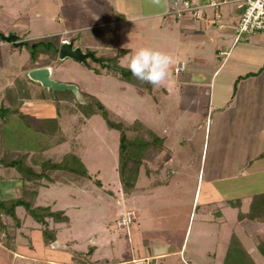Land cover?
<instances>
[{"label": "rangeland", "instance_id": "374dc122", "mask_svg": "<svg viewBox=\"0 0 264 264\" xmlns=\"http://www.w3.org/2000/svg\"><path fill=\"white\" fill-rule=\"evenodd\" d=\"M187 1L200 5L207 0ZM100 3L102 0H0V105L8 109L18 108L38 129L61 131L67 137L64 143L43 151L44 160L58 161L60 155L75 144L73 149L79 152L87 172V176H80L61 169L45 171L36 182L35 204L62 210L68 223L54 224V242L43 245L39 226L30 217L23 218L21 209H17L21 224L30 223L32 228L22 226L23 234L19 233L15 253L0 247V262L90 264V260L93 264H102L105 260L107 264H133L132 259L159 252H176L165 259L149 258V262L217 264L218 259L223 261L225 244L228 245L231 234L242 245L241 237L249 242L250 234L258 232L259 222L264 224V173L259 184L248 186L241 172L247 158L264 148L263 109L259 134L258 120L252 121L254 112H244L245 118L239 109L226 116L216 109L206 112L201 106L207 104V89L181 85L180 74L177 77L171 69L164 86H151L144 91L106 75L107 67L90 59L81 64L69 58L59 60L55 53L47 55L44 42L57 45L60 41L71 40L73 46L92 52L98 59L126 65V57L132 52L149 46L170 53L176 61H186L189 72L184 78L192 74L191 81L194 82L207 77L208 67L193 62L192 54L187 53H193V44L199 43L205 55L212 56L216 51V39L207 40L203 45V38L209 37L210 30L204 31L203 25L198 28L199 22L192 15L185 13L179 18L174 13H168L164 18L149 15L109 25L106 22L114 18ZM228 7L227 3L217 9L207 7L203 13L206 17L212 16L213 12L222 16ZM157 8L160 7L148 3L145 14ZM162 26H174L177 30L179 27L193 28L184 38L190 49L183 48L180 38L169 41L161 36L159 27ZM66 28L70 30L66 31ZM194 30L196 32H192ZM198 30L204 32L198 33ZM220 31L223 30L213 28L214 37ZM257 33L260 32L250 35ZM11 35L23 38L22 44L13 45L3 39ZM38 41L42 42L31 48ZM231 42L232 37L225 40L226 48ZM119 47L130 49L122 60L116 57ZM31 51L35 62L51 65V79L74 84L80 96L96 98L127 123L139 120L161 140L160 165L156 168L149 164L151 171L146 174L144 166H139L134 192L125 194L120 189L116 172L117 131L108 128L99 114L86 118L77 107L74 108L76 115L68 114L61 103L57 108L48 91L27 78V71L35 66ZM217 79L220 74L215 83ZM54 92L57 98L64 96L62 100L67 103L66 108L68 104L76 106L74 100L69 99L70 91ZM17 100H21L20 105ZM79 117L83 120L80 124ZM22 131L24 129L19 126L7 127L3 130V139L30 149L31 146L22 144L24 137L19 135ZM249 138L253 144L249 143ZM3 172L4 167L0 165V175ZM166 180L168 185L164 187ZM157 181L163 183L154 185ZM26 186L30 187V184ZM6 187L0 181V198L20 194V189ZM247 190L253 193L250 200L255 195L252 205L245 209L247 203L244 199L239 209L242 194ZM238 209L243 211H239L241 219H237ZM127 214H130V222L121 223ZM204 217L208 221L203 220ZM213 227L218 228L215 241L209 237V228L212 230ZM253 242L249 261L264 264L261 252L264 242L257 238L252 239ZM90 248V255H79ZM180 249L181 253H178ZM208 251L211 254L216 252L215 256L206 254Z\"/></svg>", "mask_w": 264, "mask_h": 264}, {"label": "trees", "instance_id": "16d2710c", "mask_svg": "<svg viewBox=\"0 0 264 264\" xmlns=\"http://www.w3.org/2000/svg\"><path fill=\"white\" fill-rule=\"evenodd\" d=\"M3 39L7 40V42L12 41L11 44L13 45L22 44L16 42L18 40L16 36L13 40L10 38ZM41 42L42 41L33 43L31 48H34L36 44ZM44 43L43 45L47 47V55H52V53L56 54L57 45L51 44L50 42ZM122 52L123 50H118L116 57L119 58ZM32 55H34L33 51H31V58L32 61L36 60ZM104 62H107V65H104ZM98 63L100 66L107 67L105 71L106 75L117 77L119 80L134 87L147 91L152 86L151 84L137 80L126 67L116 63L112 64L109 62V59L102 60L99 58ZM47 94L52 96L57 108L60 106L59 101L65 99L64 96L57 98L55 92L51 94L48 91ZM69 94V99L74 100L76 106L71 107V104H68L66 108L65 103L62 104L68 114L76 115L77 110H74L76 107L86 118L93 114H99L108 128L117 131L119 154L116 172L120 189L125 194L134 192L136 189L139 166H144V173L146 174L151 171L149 164L155 165L154 167L156 168L160 165L158 155L162 151L161 140L152 134V132L139 120L135 119L127 123L122 118L111 113L96 98L82 95L81 98L83 102H78L71 92H69ZM16 103L20 105L21 100H17ZM82 122L83 120L79 117L78 123L80 124ZM14 126H19L24 129L25 132L22 131L23 133L21 132L19 135L24 137L22 144L31 146V150L29 148L25 149V147L17 146V142V144H14L4 141L3 130H6L7 127ZM34 127L35 126L30 124L28 116L19 112L18 108L8 109L6 106L3 107L2 104L0 105V143H2L0 144V165L4 167V172L3 175H0V180L16 178L22 183L19 195L11 198H0V234H2V236H0V242L5 248L11 250L14 248L11 242L14 238L13 231L21 225V219L18 217L17 209H21L23 218L28 216L39 226L43 245H49L54 242L56 232L54 224L68 223L67 216L62 210H52L49 206L35 204L37 193L36 182L45 175L44 173L46 170L61 169L75 175L87 176L86 169L80 160L79 152L73 149L75 144L70 147L71 149L69 148L68 151L61 154L58 161H52L49 158L44 160L41 153L64 143L67 137L62 134L61 131L49 132L42 128L38 129L39 127ZM19 135L18 137H20ZM123 151L125 155L122 153ZM29 184L30 187H27L26 185ZM97 184L99 183L97 182ZM154 185H158V183L155 182ZM254 197L255 195L251 198L248 208L251 207ZM238 218H242V214L239 213V211H237V219ZM256 220L259 221L260 219L258 218ZM261 248V252L264 253V247ZM91 252L92 249L90 248L85 254L79 255L86 256L90 255ZM88 263L93 264V261L89 260ZM102 264H107V262L104 260ZM221 264H251L248 252L232 234Z\"/></svg>", "mask_w": 264, "mask_h": 264}, {"label": "crops", "instance_id": "0c3cea01", "mask_svg": "<svg viewBox=\"0 0 264 264\" xmlns=\"http://www.w3.org/2000/svg\"><path fill=\"white\" fill-rule=\"evenodd\" d=\"M119 1L120 2L118 3L115 2V0H102L103 3H100L103 6V8L107 11V14L109 13L110 15L112 14L114 18V19L112 18L109 19L106 22V24L111 25L113 23L115 25H118L126 20L143 19L149 15H153V17L162 15L164 18V15H168V9L170 4V0H167V6L157 8V10H154L152 12H148L150 14H145L148 11L147 5L149 3V0H145V7H144V0H119ZM227 4L229 7L228 9L223 11L224 15L222 14L221 16V21L224 24L223 28H217L216 26L208 23L205 20H198L199 22L198 28H201V26L203 25L205 29L204 31L209 32L210 30L211 33L209 34V37L207 39L203 38L202 44L205 45L207 43V40L216 39V44L214 47L216 49L215 54L211 56V54L209 55L208 53H206L208 55H205L203 51L204 49L202 46H199V43L193 44L192 47V50H194L193 53L191 52L187 53L189 55L192 54L191 58L193 62L195 61L198 62L199 64L204 66V68L208 67L207 73L209 72V74L207 75V77H205L204 80L201 81L195 80L194 82L191 81L192 74L185 75L186 78H184V74L186 72H189L186 70V61L184 60L176 61V63L171 67V71L173 74H177V77L180 74L179 79L181 85H189L192 86L194 89H197L198 87L199 89L204 88L205 91L207 89V93H206L207 98L205 101L207 102V104L201 106L202 109H206V112H208L209 109H216L215 111L218 110L219 113L224 114L226 116V114H230L232 111H235V109H239V112L241 113V115H243L242 118H245L244 112H254L252 121L257 119L259 122L261 119L262 109H263L262 115L264 113V32L244 36L241 40H239L234 44H232L231 42L230 46L226 48L227 45L225 44V40L232 37V29L230 28V25H232L237 20L241 8L239 0H229ZM159 28H160L159 34L161 36H163L169 41H171V39L173 38H177V40H179L180 38L181 40H183L181 41L182 42L181 45L183 46V48L185 47L189 48L188 42H186L187 40H185L184 38L187 36V33L188 34L190 33L191 29L193 30V28L179 27L178 30L174 26H169L167 28L162 26V28L161 27ZM213 28L223 31H220L221 33L217 34V36L214 37ZM67 30H70V28H66V31ZM204 31L200 30L198 33H202ZM192 32H196V30ZM18 40L22 41L24 39L22 38ZM58 45L59 44H57V46ZM118 50H123L122 54L118 58L119 60H122L123 58H125L127 54L130 53L129 47H125V48L119 47L117 48V51ZM219 51L225 52V55H219L218 53ZM33 64H35V66L39 65L38 62H33ZM47 65L49 66V69H51V65L49 64ZM120 66L125 67V65H120ZM175 67H180V68L175 72L173 70ZM219 74H220V79L219 80L217 79V83H215L216 76H218ZM59 103L66 104L65 100H60ZM260 128H261V124L259 122L258 124L259 134L261 133ZM258 139L259 141L261 140V138ZM249 143L253 144V140H251V138H249ZM259 150L260 151L258 153L256 154L253 153L250 157H248L245 164L242 166L241 172L244 176L243 179L245 180V184H247L248 186L254 185L256 184V182L259 184L260 183L259 180H261L262 173H264V148ZM0 181L4 182V186L7 185L6 188L10 190L11 188L20 189L22 184L21 181L16 178H12L9 180L1 179ZM157 183L159 185L160 183L163 182L157 181ZM163 184L164 185L162 186L164 187L167 186L168 185L167 180ZM251 195H253V193L251 194L249 191L246 193L244 192L242 194L243 196L242 201L240 200L238 204L239 209L242 208L244 199L246 200L247 203L245 209L249 207ZM225 207L227 208V206ZM239 209L238 211H240ZM240 212L243 211L241 210ZM219 215L221 216V214ZM218 216L216 218L219 220L220 217ZM222 216L225 219L223 213ZM203 220L208 221L206 217H204ZM238 222L239 221H237V223ZM259 223L260 226L256 227L258 232H254L253 234H250L251 238L248 239L249 242H246L241 237V240L243 242L242 244L243 248L248 252V255L250 256L252 255L254 249V242L251 243V240L256 238L261 241L264 240V224L261 222ZM23 225L24 224L22 223L20 227L15 230L14 238L11 240V242L14 245V248H12V250L5 248L1 244V242H0V247H3L11 251L12 253H15V249L17 248L19 242L18 241L19 233L21 232ZM24 226L27 228H32L30 226V223ZM209 232H210L209 234L210 240L214 239L213 241H215V238L218 237V228L215 229L213 227L212 230L209 228ZM21 234L23 233L21 232ZM226 245L227 242L225 244V249H226ZM172 253H176V252H159L157 254L145 256L144 258L148 260L149 258L165 259ZM178 253H181V249L179 250ZM215 253L211 254L209 251L206 252V254H211L214 256ZM138 259H143V258H138ZM133 260L136 259H132L130 262L135 264ZM164 261L165 262L162 261V264H168V260H164ZM221 262L222 259L221 261H219L218 259L217 264H221ZM5 263L8 264V262L6 261ZM0 264H3V262H0Z\"/></svg>", "mask_w": 264, "mask_h": 264}, {"label": "built area", "instance_id": "2783aa9c", "mask_svg": "<svg viewBox=\"0 0 264 264\" xmlns=\"http://www.w3.org/2000/svg\"><path fill=\"white\" fill-rule=\"evenodd\" d=\"M229 0H207L204 4L194 5L187 0H170L169 8L177 18L185 13L192 15L196 20H205L217 28H223L221 15L213 12L212 16L206 17L203 13L204 8L217 9L220 5L227 3ZM240 12L237 20L230 25L232 29V44L241 40L254 32H264V0H239ZM219 55H225V52L219 51ZM180 67H175L176 72ZM126 220V221H125ZM131 220L130 214L125 215L121 223L128 224ZM124 224V223H123ZM2 236V234H0ZM135 264H150L148 259L133 260Z\"/></svg>", "mask_w": 264, "mask_h": 264}, {"label": "clouds", "instance_id": "9594fccd", "mask_svg": "<svg viewBox=\"0 0 264 264\" xmlns=\"http://www.w3.org/2000/svg\"><path fill=\"white\" fill-rule=\"evenodd\" d=\"M152 6H167V0H149ZM125 67L137 80L153 87L164 86L169 78L170 69L176 58L168 52L149 47H139L126 57Z\"/></svg>", "mask_w": 264, "mask_h": 264}, {"label": "water", "instance_id": "95a60500", "mask_svg": "<svg viewBox=\"0 0 264 264\" xmlns=\"http://www.w3.org/2000/svg\"><path fill=\"white\" fill-rule=\"evenodd\" d=\"M15 36H8L6 39H14ZM56 57L59 60L64 58L72 59L78 63L84 64L86 59H90L93 62H98L99 59L94 57L92 52H84L79 47L72 45L71 40L60 41ZM27 78L31 81L38 83L41 87L50 90L51 92H61L64 90L70 91L76 101L83 102L82 98L77 90V87L71 83L58 82L50 78V69L48 66H40L31 68L27 71ZM125 155V152H124Z\"/></svg>", "mask_w": 264, "mask_h": 264}, {"label": "flooded vegetation", "instance_id": "af4514ba", "mask_svg": "<svg viewBox=\"0 0 264 264\" xmlns=\"http://www.w3.org/2000/svg\"><path fill=\"white\" fill-rule=\"evenodd\" d=\"M12 42V41H11ZM16 42L22 43L21 41L17 40ZM58 47V46H57ZM35 62V61H33ZM40 66H48L47 64H39L38 66L35 67H40ZM33 67V68H35ZM49 67V66H48ZM34 82V81H33ZM35 84H37L38 86H40L38 83L34 82ZM47 91H49L51 94H53L54 92H51L50 90L46 89Z\"/></svg>", "mask_w": 264, "mask_h": 264}]
</instances>
